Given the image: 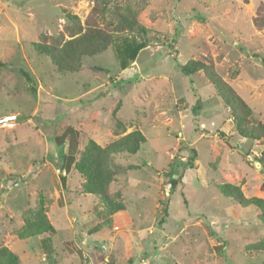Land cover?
<instances>
[{"label": "rangeland", "instance_id": "obj_1", "mask_svg": "<svg viewBox=\"0 0 264 264\" xmlns=\"http://www.w3.org/2000/svg\"><path fill=\"white\" fill-rule=\"evenodd\" d=\"M94 2L0 0V119L10 117L0 121V247L18 264H264V250L250 247L264 237L259 210L219 187L264 199V137L239 135L205 72L180 68L211 63L252 123L264 124V26L254 23L264 0L100 3L144 30L119 33L77 71L61 72L35 43L69 39L67 13L84 24ZM132 39L144 46L129 60ZM133 129L146 141L110 157L108 192L123 208L109 214L80 192L73 167L59 168L90 140L105 145ZM39 206L54 233L19 239Z\"/></svg>", "mask_w": 264, "mask_h": 264}, {"label": "trees", "instance_id": "obj_2", "mask_svg": "<svg viewBox=\"0 0 264 264\" xmlns=\"http://www.w3.org/2000/svg\"><path fill=\"white\" fill-rule=\"evenodd\" d=\"M112 1L95 0L90 16L87 17L84 24L80 22L75 14L68 12L67 17L72 22L69 29L70 38L52 44L36 42L35 47L39 53L47 55L59 71L75 72L80 66L82 57L105 51L115 43L116 36L119 33L124 31L131 33L135 30L140 33L144 30L143 26L136 21L131 13L118 12L116 17L106 16L99 5L100 3L109 4ZM242 1L247 2L248 0ZM254 23L257 26H264V8L258 10ZM131 43L134 44V47L131 48L128 54L129 60H133L137 49L144 46L143 41L138 42L132 39ZM115 49L120 64L125 67L128 60L123 57L121 48L116 47ZM262 62H264V59H262ZM180 68L186 75L194 74L200 70L205 72L220 99L230 108L239 135L252 139L264 137V124L252 123L253 118L248 105L213 69L211 63L203 59H190ZM22 73L27 81L31 82L29 75L24 71ZM145 141L146 138L139 129H133L105 145H99L96 141L90 140L83 147L78 158L67 156L65 167H60L59 170L73 167L83 178L80 183V192L98 197L106 211L111 214L123 208V205L115 203L108 192L109 184L113 180V171L109 164L110 157L119 153L136 154ZM170 182V188L173 189L176 185V179L171 178ZM219 187L224 196L230 197L239 205L244 207L255 206L259 210V217L264 226V199L258 197L246 198L242 195L238 186L235 185L222 184ZM162 211L165 214L166 207H163ZM26 222L18 232L19 239L54 233L53 226L49 223L43 208L40 206L35 212L34 219ZM250 247L255 250H264V237ZM0 264H18V257L6 247H0Z\"/></svg>", "mask_w": 264, "mask_h": 264}, {"label": "water", "instance_id": "obj_3", "mask_svg": "<svg viewBox=\"0 0 264 264\" xmlns=\"http://www.w3.org/2000/svg\"><path fill=\"white\" fill-rule=\"evenodd\" d=\"M8 119H10V117H5V118H2V119H0V121H5V120H8Z\"/></svg>", "mask_w": 264, "mask_h": 264}]
</instances>
